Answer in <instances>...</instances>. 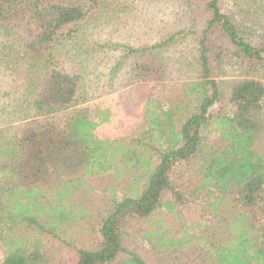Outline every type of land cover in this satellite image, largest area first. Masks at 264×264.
<instances>
[{"label":"trees","instance_id":"1","mask_svg":"<svg viewBox=\"0 0 264 264\" xmlns=\"http://www.w3.org/2000/svg\"><path fill=\"white\" fill-rule=\"evenodd\" d=\"M183 1L205 16L194 30L199 73L184 84L185 101L158 114L146 109L153 127L138 138L103 140L97 128L113 110L93 103L92 117L80 114L81 75L60 65L54 44L74 37L108 1L0 0V37L15 38L20 57L43 64L23 109L31 117L51 114L38 126L25 119L0 128V264H46L51 239L72 249V264H148L124 240L132 221L152 217L156 227L143 238L152 248L183 252L182 264H264V82L223 69L225 62L248 73L264 68V24L247 26L224 0ZM243 1L264 14V0ZM155 71L146 61L133 67L135 78ZM115 150L121 159L112 167L106 152ZM121 167L122 197L108 186L110 209L91 229L93 241L78 243L73 193L108 169L119 178ZM199 201L210 217L187 224L182 209Z\"/></svg>","mask_w":264,"mask_h":264},{"label":"rangeland","instance_id":"2","mask_svg":"<svg viewBox=\"0 0 264 264\" xmlns=\"http://www.w3.org/2000/svg\"><path fill=\"white\" fill-rule=\"evenodd\" d=\"M106 1L98 11L88 14L80 22L74 37L60 39L54 44L55 58L65 69L76 70L81 75L84 102L76 106L81 115L92 117L88 107L93 103L113 110L114 116L110 115L109 121L97 128L98 138L104 140L123 135L134 139L144 129L153 127L146 109L153 108L158 114L159 110L171 109L185 101L184 84L196 80L199 73L197 33L194 30L203 27L205 16L198 13L190 2L183 0ZM117 1L120 4H115ZM224 4L235 18L243 19L247 26L255 22L264 24V14L255 6L249 7L250 3L224 0ZM251 8L252 11L248 12ZM0 40L7 47L0 48V128L25 119L36 126L45 123L51 114L31 117L30 110L23 109L27 105L24 100L31 95L30 86L32 89L42 77L43 64L37 57H20L15 38L3 35ZM141 61L148 62L157 71L135 78L133 67ZM232 61L228 62L231 64ZM232 65L225 62L223 66L228 75L243 77L247 74L264 82V68L252 69L248 73L247 69ZM146 137L149 141L154 139L151 133ZM151 144L154 145L153 142ZM258 149L264 156V144H260ZM106 154L105 161L112 167L121 159L116 150ZM120 172L119 178L113 177L111 169L88 177L87 184L73 193L70 206L75 207L79 216L70 227L78 243L84 239L93 241L91 229L110 209L108 186H116L117 197H122L127 172L123 167ZM182 210L187 224L204 223L210 217L201 201L191 203ZM154 220L152 217L150 223L132 221L124 240L125 247L140 254L148 264H182L183 252L171 253L162 248H152L143 238L144 232L156 227ZM211 223L213 221L207 225ZM201 229L200 226H192L191 232L203 234ZM49 246L53 253H49L51 258L46 264L74 262L72 249L59 248L60 245L53 239L49 241ZM2 257L0 245V262Z\"/></svg>","mask_w":264,"mask_h":264}]
</instances>
